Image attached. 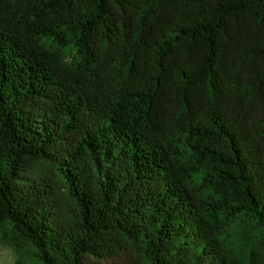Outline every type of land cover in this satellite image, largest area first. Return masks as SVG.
<instances>
[{
	"label": "trees",
	"instance_id": "obj_1",
	"mask_svg": "<svg viewBox=\"0 0 264 264\" xmlns=\"http://www.w3.org/2000/svg\"><path fill=\"white\" fill-rule=\"evenodd\" d=\"M241 216L264 241V0H0V226L41 264H244Z\"/></svg>",
	"mask_w": 264,
	"mask_h": 264
},
{
	"label": "rangeland",
	"instance_id": "obj_2",
	"mask_svg": "<svg viewBox=\"0 0 264 264\" xmlns=\"http://www.w3.org/2000/svg\"><path fill=\"white\" fill-rule=\"evenodd\" d=\"M74 55V52L69 53V61L72 60ZM28 176L31 180L45 179L51 185V198L61 216L64 217L73 209V203L56 175L51 162L47 160L36 161L28 172ZM207 188L208 186L204 189ZM247 224L246 218L242 216L227 221V230L224 234L225 246L232 254L240 258L244 264H264V241L254 236ZM90 260L91 264H115V259L96 261L90 258ZM0 264L41 263L34 255V248L26 240L12 233L10 226L5 224L0 226Z\"/></svg>",
	"mask_w": 264,
	"mask_h": 264
}]
</instances>
